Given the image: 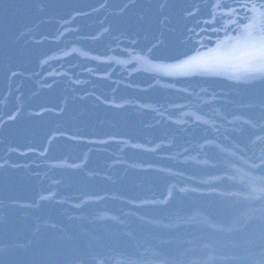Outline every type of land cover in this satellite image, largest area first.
<instances>
[{"label":"water","instance_id":"1","mask_svg":"<svg viewBox=\"0 0 264 264\" xmlns=\"http://www.w3.org/2000/svg\"><path fill=\"white\" fill-rule=\"evenodd\" d=\"M0 264H264V0H0Z\"/></svg>","mask_w":264,"mask_h":264}]
</instances>
